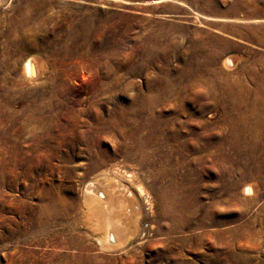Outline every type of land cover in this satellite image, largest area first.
<instances>
[{
    "label": "rangeland",
    "instance_id": "rangeland-1",
    "mask_svg": "<svg viewBox=\"0 0 264 264\" xmlns=\"http://www.w3.org/2000/svg\"><path fill=\"white\" fill-rule=\"evenodd\" d=\"M263 148L264 0H0V264H264Z\"/></svg>",
    "mask_w": 264,
    "mask_h": 264
},
{
    "label": "bare ground",
    "instance_id": "bare-ground-1",
    "mask_svg": "<svg viewBox=\"0 0 264 264\" xmlns=\"http://www.w3.org/2000/svg\"><path fill=\"white\" fill-rule=\"evenodd\" d=\"M19 27V25H18ZM25 64H24V69L27 75H32L33 74V64L31 63V61L29 59L25 60ZM35 68V67H34ZM35 75V74H34ZM28 78V77H27ZM29 79V78H28ZM32 79V78H31ZM36 90V89H35ZM147 104V103H146ZM154 109V108H153ZM150 110V109H149ZM124 116V115H123ZM138 124V123H137ZM150 127V126H149ZM153 128V127H152ZM242 136V135H240ZM145 137V136H144ZM230 137V136H229ZM228 137V138H229ZM237 137V136H236ZM226 138V137H225ZM243 138V137H242ZM231 139V138H230ZM229 139V142H230ZM233 139V138H232ZM231 139V140H232ZM237 140V138H236ZM240 140V139H239ZM242 141V140H241ZM233 142V141H232ZM250 142V141H249ZM256 142V141H255ZM228 143V142H227ZM231 143V142H230ZM235 143V142H234ZM244 143V142H243ZM242 143V144H243ZM135 144V143H134ZM241 144V143H240ZM240 146V145H239ZM255 146V145H254ZM256 147V146H255ZM139 149V148H137ZM264 149V148H263ZM236 150V149H235ZM248 151V150H247ZM246 151V152H247ZM253 151V150H251ZM249 152V151H248ZM192 153V152H191ZM127 154V153H126ZM153 154V153H152ZM240 154V153H239ZM244 154V153H243ZM238 155V154H237ZM250 155V153H249ZM128 157V156H127ZM138 157V156H137ZM243 157V156H242ZM245 157V156H244ZM252 157V156H251ZM149 159V158H148ZM249 158H247L248 160ZM245 161V160H244ZM250 161V160H249ZM103 163V162H102ZM246 164V163H245ZM116 168V167H115ZM245 170V169H244ZM258 172L264 175V173L262 172V168L260 165H255V167L250 170V169H246L245 172L242 170V172H244V175H246L247 177H252L251 172ZM111 175V176H110ZM99 176L101 178H103V181L105 182V184H101L99 183L98 179L96 180H92L91 182H89L86 187H85V195H86V200L89 203L91 209L94 210V212L96 213L98 220L101 222L102 227L105 229V232H112L114 230L115 231L118 230L117 221L121 220V215H119L118 213L115 212H110V199L114 198L118 200H121V198H126L128 196H132L131 192L129 191L128 188H126V185H124L121 182V179L123 176L126 177H131V174H129L128 172H125V174L123 172H120V170H118L117 168L114 169L112 171V174H108L106 172L100 173ZM244 178V177H243ZM253 179V178H252ZM254 180V179H253ZM252 181V180H251ZM233 182V181H232ZM256 182V181H255ZM253 184L251 183H246L243 187V192L244 194H248L250 192H253ZM230 186L233 188L234 187V183H230ZM138 192L141 195H145L144 197L147 198V193H145L143 191V189L138 185ZM255 190V189H254ZM233 191V190H231ZM255 192V191H254ZM122 196V197H120ZM129 199V198H128ZM177 199V198H176ZM134 199H131V204H133V207L135 205V201H133ZM179 200V199H178ZM123 202V201H121ZM129 203V202H128ZM192 203V202H191ZM130 204V203H129ZM180 204V203H179ZM112 207V206H111ZM42 211L44 212L46 210L47 207H41ZM135 208V207H134ZM115 211V209H114ZM136 212H138V210H136ZM134 212V213H136ZM134 216V215H133ZM128 219V218H127ZM126 219V220H127ZM136 220H138L137 216L135 218ZM123 220V219H122ZM131 220V219H130ZM135 220V221H136ZM125 222V221H124ZM131 226V230L130 232H133L135 230L136 232V223H129V227ZM99 227V226H98ZM96 228V227H95ZM136 228V229H135ZM107 234V233H106ZM105 234V236H106ZM111 234V233H109ZM110 237V235H109Z\"/></svg>",
    "mask_w": 264,
    "mask_h": 264
}]
</instances>
